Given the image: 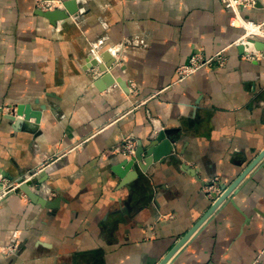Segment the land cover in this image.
I'll return each mask as SVG.
<instances>
[{
	"label": "crops",
	"instance_id": "1",
	"mask_svg": "<svg viewBox=\"0 0 264 264\" xmlns=\"http://www.w3.org/2000/svg\"><path fill=\"white\" fill-rule=\"evenodd\" d=\"M34 2L0 0V106L42 112L21 127L0 112V170L42 172L31 189L61 200H0V264H158L217 198L212 180L223 191L264 149V50L222 0H76L55 25ZM241 14L264 41V0ZM104 50L123 86L98 90L83 68ZM222 50L225 64L177 80L192 54ZM159 129L172 154L120 183L119 146ZM166 264H264V156Z\"/></svg>",
	"mask_w": 264,
	"mask_h": 264
},
{
	"label": "water",
	"instance_id": "2",
	"mask_svg": "<svg viewBox=\"0 0 264 264\" xmlns=\"http://www.w3.org/2000/svg\"><path fill=\"white\" fill-rule=\"evenodd\" d=\"M78 6L76 0H64L62 1V6L60 8H54L49 10H42L37 8V13L48 20L52 25H55L57 21L66 19L69 15L76 14L78 11ZM248 42L253 43L254 49L264 50V41L260 39H254L252 37L247 38ZM240 53L244 52L245 44L239 43L236 45ZM102 62H100L96 57L88 55L85 58L84 69H89L97 67L101 74L95 78L93 84L98 90H104L114 83H118L120 86L126 84V82L121 78L114 76L111 68L115 62L116 58L109 51H102L100 53ZM45 106L42 105L41 108ZM42 112L40 110H34L31 108L30 104L27 103H17L15 108L4 114L3 118L10 120L14 123V127H21L33 118L34 122L38 124L41 120ZM173 152L172 140L167 134L166 129H159L151 138H149L145 143L138 141L135 147L134 154L129 158H124L117 162L112 167V171L120 179V183H125L128 178L137 175L134 169L135 165H138L142 170H145L150 163L162 162L165 157L169 156ZM264 149L260 154L242 171V173L232 182L228 187H223L222 193L213 201L209 210L195 223V225L171 248V250L160 260L158 264H166L168 260L174 255V253L181 247L190 235L197 229V227L208 217V215L222 202L228 194L235 188V186L242 180V178L263 158ZM2 176H8L6 172H1L0 178ZM44 173H39L37 176L29 180H23L19 178L16 180L17 188L16 191L23 192L32 202L39 204L41 206L54 209L58 207V203L61 199L48 200L31 189L32 182L41 183V177ZM2 188L0 180V189Z\"/></svg>",
	"mask_w": 264,
	"mask_h": 264
},
{
	"label": "built area",
	"instance_id": "3",
	"mask_svg": "<svg viewBox=\"0 0 264 264\" xmlns=\"http://www.w3.org/2000/svg\"><path fill=\"white\" fill-rule=\"evenodd\" d=\"M37 1V0H36ZM42 3H53V2H49L47 0H41ZM57 2V1H56ZM232 2V6L233 8L236 10V16L231 18L230 20V25L231 26H236V27H240L244 30V32L246 33V28H245V22H248L249 24H251L250 20H245V19H242L238 14H237V6L236 5H241L245 8H247L248 6H253L254 4H256V0H231ZM37 8H40L42 10H44L42 7H37ZM54 9V8H53ZM46 10H49V9H46ZM241 20L239 22V20ZM244 24V25H243ZM257 26L261 29V25L259 23H257ZM244 33V34H245ZM254 34L253 33H247L245 37H250V36H253ZM218 54H216L214 57H217ZM214 57H210V58H206V60L204 61H201L199 60V57L197 55H191L188 60L179 65L176 70H175V75H176V78L177 80H182L184 78H186L187 76L193 74L194 72L202 69V68H211L212 67V64L214 61H212V58ZM221 64V66L223 65V62L219 63ZM135 143L130 141V140H124V143L123 145L121 146V148H119V152L126 158H129L131 157L133 154H134V151H135ZM3 187L0 189V196H1V193L3 192ZM213 191V192H216L217 193V197L222 193V191L219 189L217 183L213 182L211 183L209 186H208V194H210V192Z\"/></svg>",
	"mask_w": 264,
	"mask_h": 264
},
{
	"label": "rangeland",
	"instance_id": "4",
	"mask_svg": "<svg viewBox=\"0 0 264 264\" xmlns=\"http://www.w3.org/2000/svg\"><path fill=\"white\" fill-rule=\"evenodd\" d=\"M57 1V2H56ZM55 2H53V3H48V4H46V3H42V1L41 0H37L36 2H35V6L36 7H42L44 10H46V9H53V8H60L61 6H62V1L63 0H56ZM256 2H257V0H256ZM222 3L224 4V6L226 7V8H229L230 10H231V16H230V19H229V22H230V20H231V18H233V17H235L236 16V10L233 8V6L231 5L232 4V2H231V0H222ZM237 6V14L242 18V19H245V20H251V19H249V18H246V17H244L242 14H241V9H251V8H254L255 6H256V4H254L253 6H248L247 8H245V7H243V6H241V5H236ZM261 26H263V24H261V23H259ZM246 28V27H245ZM244 31V30H243ZM246 32H248L247 31V29H246ZM249 33V32H248ZM251 37V36H250ZM248 38V37H247ZM195 55H197L198 57H199V60H201V61H204V60H206V58H210V57H205V56H203V55H201L200 53H194ZM194 54H192V55H194ZM216 54H218V56L217 57H214ZM252 55L254 56V54H251L250 56L247 54V55H245V56H247V57H252ZM211 57H214V58H212V61H214L213 62V64H212V67L213 66H217V67H220L221 66V64H219L220 62L222 63L223 62V64H225V62H226V60H227V56H226V54L224 53V51L222 50V51H218V52H216L213 56H211ZM17 104V103H16ZM15 108V104L14 103H9V104H2L1 106H0V112H2L3 113V110L5 109L6 111H7V113H9V112H11L13 109ZM126 140H130V141H132V142H134V140L133 139H126ZM135 143V142H134ZM123 145V144H122ZM122 145H120L119 147L121 148V146ZM37 170H35V171H32V172H29L30 174H29V176H30V179H32L33 177H35V176H37V174H39L40 172H38ZM0 180H1V184H2V187H3V192L1 193V196H0V200L3 198V197H5L9 192H16V186H17V182L15 181V180H12L11 179V177H8V176H2L1 178H0ZM213 182H215V183H217L216 182V180H212V182L211 183H213ZM34 183H36V182H32V184L31 185H33Z\"/></svg>",
	"mask_w": 264,
	"mask_h": 264
},
{
	"label": "bare ground",
	"instance_id": "5",
	"mask_svg": "<svg viewBox=\"0 0 264 264\" xmlns=\"http://www.w3.org/2000/svg\"><path fill=\"white\" fill-rule=\"evenodd\" d=\"M35 2H36V0H34ZM47 1H49V2H51L50 0H47ZM34 2V3H35ZM70 16V15H69ZM68 16V17H69ZM67 17V18H68ZM250 22H251V24H249L248 22H245V27H246V29H247V31L249 32V33H251V32H253V33H258L260 30H259V27L257 26V24L256 23H254L253 21H251L250 20ZM244 25V24H243ZM253 38V37H252ZM254 39H257V38H254ZM241 43H243L244 44V42H241ZM251 43V42H250ZM253 44V43H252ZM110 68H108V70H109ZM30 179V176L28 175L26 178H24L23 180H29Z\"/></svg>",
	"mask_w": 264,
	"mask_h": 264
}]
</instances>
